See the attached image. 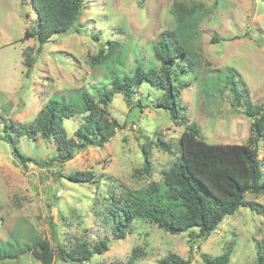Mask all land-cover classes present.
<instances>
[{
    "label": "rangeland",
    "instance_id": "rangeland-1",
    "mask_svg": "<svg viewBox=\"0 0 264 264\" xmlns=\"http://www.w3.org/2000/svg\"><path fill=\"white\" fill-rule=\"evenodd\" d=\"M174 3L201 6L200 12L190 5L201 13L191 28L190 55L172 66L174 72L188 66L177 81L183 125L176 126L169 111L154 107L161 92L144 85L137 97L144 100L141 112H130L120 94L108 105V118L120 126L109 143L87 147L64 165H51V140L23 129L49 101H76L81 90L108 86L113 71L109 60L101 61L109 53L123 58L114 68L117 73L157 67L153 46L175 27ZM35 19L29 0H0V253L39 237L54 252L52 264H78L58 260V247L69 251L79 243L92 247L99 241L108 250L87 264H127L134 249V264H162L169 254L190 264H204L202 255L223 254L228 264H253L256 245L264 248V194L244 196L259 213L240 207L208 238L193 244L189 234L196 230L171 235L137 219L129 224L123 220L125 236L117 239L108 213L128 193L161 184L163 172L180 157L178 140L186 126H197L199 138L209 145L248 143L252 120L244 114L245 102L264 106V0H83L70 30L40 46L23 38ZM23 52L34 60L28 73ZM10 122L17 128L13 132L5 130ZM81 122L79 114L62 121L68 138ZM7 133L31 162L19 163L8 137L3 139ZM257 153L264 177V142L257 144ZM76 171L92 172L94 182L70 181ZM0 264L38 261L23 254Z\"/></svg>",
    "mask_w": 264,
    "mask_h": 264
},
{
    "label": "trees",
    "instance_id": "trees-1",
    "mask_svg": "<svg viewBox=\"0 0 264 264\" xmlns=\"http://www.w3.org/2000/svg\"><path fill=\"white\" fill-rule=\"evenodd\" d=\"M144 1V0H141ZM35 12V25L31 31L25 30L24 39L33 38L38 44L44 45L53 36L66 34L77 22L83 9V0H29ZM174 3L171 7L175 27L162 35L153 46V57L157 67L143 69L136 66L134 73H117L114 68L121 64L123 58L109 53L102 61L109 60V68L113 73L108 86L77 93V100L67 103L49 101L37 113L31 123L23 129L28 135H37L45 140H51L55 153L51 165L59 166L68 162L75 153L90 147H103L116 135L120 126L108 118V105L115 95L123 96L131 111L141 112L144 100L137 98L141 95L140 88L148 85L161 92L154 107L169 111L171 120L176 126H182L180 113L177 110V84L187 72L188 66H183L180 72H174L172 66L177 59H186L189 53V40L193 22L198 17L200 5ZM23 64L27 73L34 63L33 58L23 52ZM238 101L239 97L236 95ZM246 103L245 115L251 118L250 137L247 144L242 145H209L199 138V128L194 124L186 126L181 133L178 144L180 157L170 168L163 172L160 185L150 184L136 194H127L126 198L116 200L109 209L108 217L112 220L117 239L124 238L125 224L137 219L155 225L171 235L196 230L189 234V243L208 238L223 220L231 216L240 207H246L259 213L256 204L244 201L246 194H264V177L258 158L257 144L264 142V106H251ZM138 109V110H137ZM82 115V122L68 138L62 121L74 115ZM126 124V123H125ZM13 132L16 126L10 122L5 130ZM123 128V126L121 127ZM20 133V131H18ZM8 142L12 144L13 154L20 164L31 162L23 156L7 133ZM6 140V139H5ZM160 146H165L159 141ZM147 146V145H145ZM144 165L149 164L147 148H142ZM95 175L92 172H73L68 176L70 181L92 183ZM129 233V230H128ZM127 233V234H128ZM7 243V242H6ZM105 241H99L92 247L79 243L71 250L65 251L58 247V260L62 262L87 264L94 255L108 250ZM192 247V246H191ZM23 254H30L38 264H52L54 252L47 240L34 237L28 245L18 248L11 253H0V261L16 259ZM137 249L127 264H134ZM204 264H228V255L217 257L202 255ZM162 264H190L189 259H182L175 254H169L162 259ZM253 264H264V248L256 245Z\"/></svg>",
    "mask_w": 264,
    "mask_h": 264
}]
</instances>
